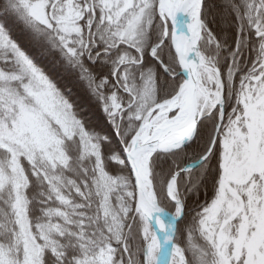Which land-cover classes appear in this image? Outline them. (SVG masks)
<instances>
[{
	"label": "snow or ice",
	"instance_id": "snow-or-ice-1",
	"mask_svg": "<svg viewBox=\"0 0 264 264\" xmlns=\"http://www.w3.org/2000/svg\"><path fill=\"white\" fill-rule=\"evenodd\" d=\"M0 264H264V0H0Z\"/></svg>",
	"mask_w": 264,
	"mask_h": 264
},
{
	"label": "trees",
	"instance_id": "trees-1",
	"mask_svg": "<svg viewBox=\"0 0 264 264\" xmlns=\"http://www.w3.org/2000/svg\"><path fill=\"white\" fill-rule=\"evenodd\" d=\"M11 32L13 38L33 56L36 62L40 64L50 76L57 80L62 88H70L72 90L70 93L71 98L80 109L85 110L86 114L92 116L94 119L99 118V113L97 112L94 102L88 96L82 85L77 84L73 77L65 75L62 68L56 66L51 57L42 56L27 33L18 27L11 29Z\"/></svg>",
	"mask_w": 264,
	"mask_h": 264
}]
</instances>
